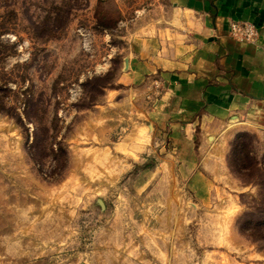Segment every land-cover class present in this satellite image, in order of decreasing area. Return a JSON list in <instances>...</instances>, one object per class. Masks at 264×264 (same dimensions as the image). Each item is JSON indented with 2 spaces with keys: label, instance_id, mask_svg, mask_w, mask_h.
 Instances as JSON below:
<instances>
[{
  "label": "rangeland",
  "instance_id": "obj_1",
  "mask_svg": "<svg viewBox=\"0 0 264 264\" xmlns=\"http://www.w3.org/2000/svg\"><path fill=\"white\" fill-rule=\"evenodd\" d=\"M169 6L0 0V264H264V131L185 166L121 82Z\"/></svg>",
  "mask_w": 264,
  "mask_h": 264
},
{
  "label": "crops",
  "instance_id": "obj_2",
  "mask_svg": "<svg viewBox=\"0 0 264 264\" xmlns=\"http://www.w3.org/2000/svg\"><path fill=\"white\" fill-rule=\"evenodd\" d=\"M167 1L170 12L133 36L121 82L161 86L155 98L146 93L152 127L166 131L185 166L196 158L214 174L225 143L264 131V0ZM233 25L250 28L252 39ZM199 131L209 142L195 151Z\"/></svg>",
  "mask_w": 264,
  "mask_h": 264
},
{
  "label": "trees",
  "instance_id": "obj_3",
  "mask_svg": "<svg viewBox=\"0 0 264 264\" xmlns=\"http://www.w3.org/2000/svg\"><path fill=\"white\" fill-rule=\"evenodd\" d=\"M246 138V135L245 134H243V135H239L238 137H237V140H236V148L237 149H240L241 147H242V142H244V139ZM39 144H40V142L39 141H34V143L32 144V153H31V156H32V158L36 161L37 160V158H38V156H39V152H40V146H39ZM61 152H64V153H66L65 152V150L64 149H61Z\"/></svg>",
  "mask_w": 264,
  "mask_h": 264
},
{
  "label": "built area",
  "instance_id": "obj_4",
  "mask_svg": "<svg viewBox=\"0 0 264 264\" xmlns=\"http://www.w3.org/2000/svg\"><path fill=\"white\" fill-rule=\"evenodd\" d=\"M232 32L235 35H239L240 38L245 39V40H251L252 39V31L250 28H242L237 25L232 26Z\"/></svg>",
  "mask_w": 264,
  "mask_h": 264
},
{
  "label": "water",
  "instance_id": "obj_5",
  "mask_svg": "<svg viewBox=\"0 0 264 264\" xmlns=\"http://www.w3.org/2000/svg\"><path fill=\"white\" fill-rule=\"evenodd\" d=\"M127 65H128V61L126 60V67H127Z\"/></svg>",
  "mask_w": 264,
  "mask_h": 264
}]
</instances>
